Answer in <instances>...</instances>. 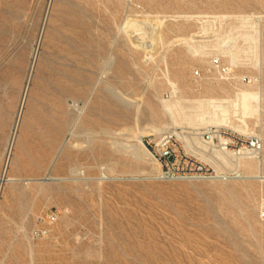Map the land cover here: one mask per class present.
<instances>
[{"label":"rangeland","instance_id":"374dc122","mask_svg":"<svg viewBox=\"0 0 264 264\" xmlns=\"http://www.w3.org/2000/svg\"><path fill=\"white\" fill-rule=\"evenodd\" d=\"M247 90L263 155L243 180L160 182L130 151ZM4 168L0 264H264V0H0Z\"/></svg>","mask_w":264,"mask_h":264},{"label":"built area","instance_id":"2783aa9c","mask_svg":"<svg viewBox=\"0 0 264 264\" xmlns=\"http://www.w3.org/2000/svg\"><path fill=\"white\" fill-rule=\"evenodd\" d=\"M210 68L221 79L229 80L233 68L218 58L210 60ZM194 76H199L195 72ZM240 84L250 85L248 77ZM149 156L158 164L154 179L160 182H235L244 179V164H261L263 139L259 134L243 132L229 126L166 129L146 144ZM6 168L0 174V192L6 184ZM258 219L264 223V200L258 210ZM54 213L39 218L40 223L52 224ZM37 231L36 235H45Z\"/></svg>","mask_w":264,"mask_h":264},{"label":"bare ground","instance_id":"6f19581e","mask_svg":"<svg viewBox=\"0 0 264 264\" xmlns=\"http://www.w3.org/2000/svg\"><path fill=\"white\" fill-rule=\"evenodd\" d=\"M109 62H113V60L109 61ZM233 62H234V60L232 58L230 60V63H233ZM233 64H235V63H233ZM168 83H169L173 93L176 94L177 90H176L175 85L171 82H168ZM161 102H163V101H161ZM196 103H197L196 107L192 108V113H194V115L184 116L185 124L187 125L186 127H188V126H192V127H196V126H198V127H200V126L201 127H205V126H217V127L229 126V127H232L236 130H240L243 132H245V131L252 132L249 129L248 123L246 122L245 119H248V118H251L255 115H258V112L260 110L259 95L257 92L252 91V90L238 91L234 94L233 98H228V99H224V100H216V99L199 100ZM163 107L171 119L170 126L171 127H177V126L181 125L178 122H176L175 118L173 117L170 104L164 103ZM207 110H209V113ZM230 110L233 113V117L237 118V121L239 122V124H235V125L231 124V120H230V117L228 115ZM259 120H260V118H259ZM168 128H169V126H163V127H159V128L151 127L150 131L155 133L156 135H158ZM137 143H138V146H133V147L131 146L132 150H130V151H132V153L136 156H139L140 154L148 155L145 146L142 144V141L140 139H138ZM61 148H62V146H61ZM56 159H57V155L54 157L52 164H54ZM139 159H140V157H139ZM51 180H57V179H51ZM16 181L17 180L15 178L8 177L6 184H8V183L14 184Z\"/></svg>","mask_w":264,"mask_h":264}]
</instances>
